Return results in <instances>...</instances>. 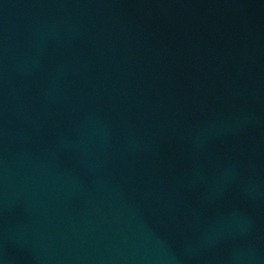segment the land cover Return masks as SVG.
I'll return each instance as SVG.
<instances>
[{"label":"water","instance_id":"obj_1","mask_svg":"<svg viewBox=\"0 0 264 264\" xmlns=\"http://www.w3.org/2000/svg\"><path fill=\"white\" fill-rule=\"evenodd\" d=\"M0 264H264V0H0Z\"/></svg>","mask_w":264,"mask_h":264}]
</instances>
